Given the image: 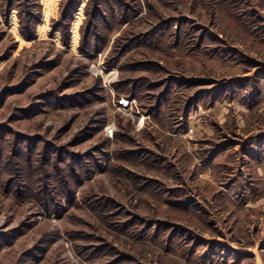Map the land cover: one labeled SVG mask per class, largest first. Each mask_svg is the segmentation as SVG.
Returning a JSON list of instances; mask_svg holds the SVG:
<instances>
[{
    "label": "rangeland",
    "instance_id": "1",
    "mask_svg": "<svg viewBox=\"0 0 264 264\" xmlns=\"http://www.w3.org/2000/svg\"><path fill=\"white\" fill-rule=\"evenodd\" d=\"M0 264H264V0H0Z\"/></svg>",
    "mask_w": 264,
    "mask_h": 264
},
{
    "label": "built area",
    "instance_id": "2",
    "mask_svg": "<svg viewBox=\"0 0 264 264\" xmlns=\"http://www.w3.org/2000/svg\"><path fill=\"white\" fill-rule=\"evenodd\" d=\"M120 105L122 108L126 109L129 106V102L123 101Z\"/></svg>",
    "mask_w": 264,
    "mask_h": 264
}]
</instances>
